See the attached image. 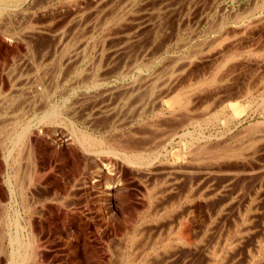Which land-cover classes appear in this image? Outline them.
<instances>
[{
  "label": "rangeland",
  "instance_id": "1",
  "mask_svg": "<svg viewBox=\"0 0 264 264\" xmlns=\"http://www.w3.org/2000/svg\"><path fill=\"white\" fill-rule=\"evenodd\" d=\"M3 1L0 264H264V0Z\"/></svg>",
  "mask_w": 264,
  "mask_h": 264
},
{
  "label": "bare ground",
  "instance_id": "2",
  "mask_svg": "<svg viewBox=\"0 0 264 264\" xmlns=\"http://www.w3.org/2000/svg\"><path fill=\"white\" fill-rule=\"evenodd\" d=\"M0 1H2V0H0ZM4 1H5V0H4ZM4 1H3V2H4ZM38 1H39V0H38ZM110 1H112V0H110ZM118 1H119V0H118ZM124 1H125V0H124ZM3 2H2V4H3ZM5 2H6V1H5ZM9 2H10V1H9ZM113 2H114V1H113ZM113 2H112V3H113ZM0 3H1V2H0ZM43 3H44V2H43ZM49 3H50V2H49ZM116 3H117V2H116ZM3 5H4V4H3ZM108 5H109V4H108ZM114 5H115V4H114ZM19 6H20V5H19ZM14 7H15V6H14ZM73 7H75V6H73ZM106 7H108V6H106ZM5 8H6V7H5ZM15 8H16V7H15ZM158 8H159V7H158ZM6 9H7V8H6ZM8 9H9V8H8ZM113 9H114V8H113ZM9 10H10V9H9ZM12 10H13V9H12ZM107 10H108V9H107ZM5 12H6V11H5ZM103 12H104V11H103ZM248 12H249V11H248ZM248 12H247V13H248ZM99 14H100V13H99ZM8 15H9V14H8ZM112 15H113V14H112ZM186 15H188V14H186ZM88 16H89V15H88ZM167 16H168V15H167ZM7 17H8V16H7ZM10 17H11V16H10ZM3 18H4V17H3ZM95 18H96V17H95ZM103 18H104V16L102 17V19H103ZM84 19H85V18H84ZM113 19H114V18H113ZM113 19H112V20H113ZM122 19H123V18H122ZM155 19H157V18H155ZM232 19H233V18H232ZM94 20H95V19H94ZM160 20H161V19H160ZM236 20H237V19H236ZM242 20H243V19H242ZM82 21H83V20H82ZM95 21H96V20H95ZM93 22H94V21H93ZM97 22H98V21H97ZM160 22H161V21H160ZM221 22H223V21H221ZM28 23H29V22H28ZM88 23H89V22H88ZM88 23H87V24H88ZM100 23H101V22H100ZM252 23H253V22H252ZM255 23H256V22H255ZM82 24H83V23H82ZM82 24H81V25H82ZM84 24H85V23H84ZM91 24H92V23H91ZM102 24H103V23H102ZM250 24H251V23H250ZM95 25H96V22H95ZM120 25H121V24H120ZM158 25H159V24H158ZM4 27H5V26H4ZM7 27L9 28V26H7ZM79 27H80V26H79ZM92 27H93V26H92ZM217 27H218V26H217ZM90 28H91V27H90ZM244 28H245V27H244ZM9 29H10V28H9ZM9 29H8V30H9ZM92 29H93V28H92ZM2 30H3V29H2ZM25 30H26V29H25ZM86 30L88 31V29H86ZM211 30H212V29H211ZM9 31H10V30H9ZM76 31H77V30H76ZM78 31H79V30H78ZM82 31H83V30H82ZM87 31H86V32H87ZM7 32H8V31H7ZM69 32H70V31H69ZM96 33H97V32H96ZM110 33H111V32H110ZM158 33H159V32H158ZM65 34H66V33H65ZM86 34H87V33H85V35H86ZM32 35H33V34H32ZM36 35H37V34H36ZM57 35H58V34H57ZM76 35H77V34H76ZM81 35H82V33H81ZM60 36H61V35H60ZM62 36H63L62 38H64V36H66V35L63 34ZM67 36H68V33H67ZM82 36H83V35H82ZM155 36H156V35H155ZM68 37H69V36H68ZM79 37H80V36H79ZM128 37H129V36H128ZM13 38H14V37H13ZM59 38H61V37H59ZM66 38H67V37H66ZM82 38H83V37H82ZM82 38H81V39H82ZM157 38H158V37H157ZM15 39H16V38H15ZM19 39H20V38H19ZM64 39H65V38H64ZM68 39H69V38H68ZM68 39H67V42H68ZM73 39H74V38H73ZM78 39H79V38H78ZM78 39H76V40H78ZM71 40H72V38H71ZM71 40H70V41H71ZM76 40H75V41H76ZM82 40L84 41L85 39L83 38ZM86 40H87V43H90V42L88 41L89 39H86ZM86 40H85V42H86ZM108 40H109V39H108ZM12 41H13V40H12ZM62 41H66V39H65V40H62ZM67 42H66V43H67ZM85 42H84V44H87V43H85ZM60 43H61V42H60ZM73 43H74V45H75V42H73ZM80 43H82V42H79V44H80ZM150 43H151V42H150ZM61 44H62V43H61ZM77 44H78V43H77ZM59 45H60V44H59ZM88 45H90V44H88ZM60 46H61V45H60ZM60 46H59V47H60ZM63 46H64V45H63ZM66 46H67V48H68V46H69L68 43L65 45V48H66ZM70 46H71V44H70ZM77 46H78V45H77ZM79 46H80V47H79ZM79 46H78V48H77V47H76V48L78 49L79 52H81L80 50H82V53H83L84 50H83L82 48H84L85 45H84V47H83L81 44H80ZM81 46H82V47H81ZM90 46H91V45H90ZM57 47H58V45H57ZM87 47H88V46H87ZM60 48H62V46H61ZM65 48L63 47V50L66 51ZM76 48H75V49H76ZM100 48H101V47H100ZM147 48H148V47H147ZM58 49H59V48H58ZM84 49H85V48H84ZM30 50H31V48H30ZM73 51L75 52V50H73ZM78 51H76L75 53H73V56H74V54H75L74 57H75L76 60L78 59V56H79V54H80ZM50 53H51V52H50ZM56 54H57V53H56ZM69 55H71V54H69ZM80 55H81V54H80ZM135 55H136V54H135ZM73 56L71 55V58H72ZM81 56H82V55H81ZM21 57H22V56H21ZM71 58H70V59H71ZM239 58H240V57H239ZM75 59H73V60H75ZM31 60L33 61V59H31ZM68 60H69V59L67 58V61H68ZM132 60H133V59H132ZM32 61H31V62H32ZM71 62H73V61H71ZM74 62H75V61H74ZM175 67H176V66H174V68H175ZM256 68H257V67H256ZM177 69H178V68H177ZM170 70H171V68H170ZM175 70H176V69H175ZM232 70H233V69H232ZM163 71H164V70H162L161 72L163 73ZM172 71H173V70H172ZM176 71H177V70H176ZM166 72H170V71L167 70ZM156 73H157V72H156ZM162 73H159V74H162ZM164 73H165V71H164ZM198 73H199V72H198ZM219 73H220V72H219ZM36 74H37V73H36ZM39 74H40V73H39ZM42 74H43V73H42ZM159 74H158V75H159ZM172 74H173V73H172ZM149 75H150V74H149ZM158 75H157V76H158ZM163 75H164V74H163ZM207 75H208V74H207ZM41 76H42V75H41ZM157 76H156V77H157ZM159 76L161 77V75H159ZM159 76H158V77H159ZM169 76H170V75H169ZM216 76H217V75H216ZM219 76H220V75H219ZM156 77H155V78H156ZM165 77H167V76H165ZM41 78H42V77H41ZM94 78H95V77H94ZM138 78H139V77H138ZM141 78H142V80H141L142 82H139V83H141L142 86H143V84H144L145 87H146V85H150V87H151V86H152L151 84H152L153 82H156V80H155V81L153 80L154 77L149 78V77L147 76L145 79H144L143 77H141ZM215 78H216V77H213V79H215ZM223 78H224V77H223ZM52 79H53V78H52ZM169 79H170V78H169ZM213 79H212V80H213ZM263 79H264V78H263ZM157 80H158V79H157ZM162 80H163V79H162ZM216 80H217V79H216ZM158 81H159V80H158ZM160 81H161V80H160ZM163 81H166V80H163ZM214 81H215V80H214ZM170 82H171V81H170ZM216 82H217V81H216ZM95 83H96V82H95ZM99 83H100V82H99ZM135 83H136V81H135ZM142 83H143V84H142ZM160 83H162V82H160ZM160 83H159V85H160ZM163 83H164V82H163ZM163 83H162V84H163ZM207 83H208V82H207ZM210 83H211V82H210ZM33 84H34V83H33ZM40 84H41V83H40ZM96 84H97V83H96ZM127 84H128V83H127ZM132 84L135 85L133 82H132ZM164 84H165V83H164ZM164 84H163V85H164ZM138 85H139V84H138ZM138 85H137V86H138ZM168 85H169V84H168ZM170 85H171V83H170ZM197 85H198V84H197ZM202 85H203V84H202ZM39 86L42 87V85H39ZM96 86H97V85H96ZM113 86H115V85H113ZM113 86H112V87H113ZM119 86H121V84H120ZM130 86H131V85H130ZM153 86H154V84H153ZM153 86H152V87H153ZM200 86H201V85H200ZM203 86H204V85H203ZM33 87H34V86H32V88H33ZM89 87H90V86H89ZM97 87H98V86H97ZM100 87H102V86H100ZM116 87H117V85H116ZM127 87H129V86H127ZM127 87H126V89H127ZM135 87H136V85L133 86L132 88H129V89L132 90L133 93L137 94V93H136V92L138 91L137 88H136L137 91L134 92V91H135ZM145 87H144V88H145ZM34 88H35V87H34ZM87 88H88V87H87ZM121 88H124V87H121ZM153 88H154V87H153ZM155 88H156V87H155ZM160 88H161V87H160ZM193 88H194V87H193ZM93 89H94V88H93ZM97 89H98V88H97ZM106 89H107V88H106ZM118 89H119V88H118ZM118 89H116V90H118ZM162 89H163V88H162ZM191 89H192V88H191ZM31 90H32V89H31ZM36 90H37V92H38V91H41L42 89L39 90V88L36 87L35 91H36ZM44 90H45V89H44ZM87 90H88V89H87ZM98 90H99V89H98ZM104 90H105V89H104ZM109 90H111V89H109ZM114 90H115V89H114ZM121 90H122V92H123V91L125 90V88H124V89H121ZM130 90H129V93L131 92ZM140 90H141V88H140ZM140 90H139V91H140ZM147 90H148V88H146V91H147ZM159 90H161V89H159ZM164 90H165V89H164ZM187 90H188V89H187ZM33 91H34V90H33ZM102 91H103V90H102ZM111 91H112V90H111ZM125 91H127V90H125ZM139 91H138V93H139ZM143 91H145V89H144ZM143 91H142V92H143ZM184 91H185V90H184ZM142 92H141V94H142ZM155 92H156V91H155ZM191 92H192V91H191ZM35 93H36V92H35ZM108 93H109V91H108ZM108 93H107V91L105 92V94H108ZM113 93H114V92L112 91V94H113ZM117 93H118V91H117ZM117 93H116V94H117ZM124 93H125V92H124ZM126 93H127V92H126ZM126 93H125V94H126ZM145 93H147V92H144V94H145ZM183 93H184V92H183ZM202 93H203V92H202ZM37 94H38V93H37ZM41 94H42V92L40 93V95H41ZM95 94H96V92H95ZM95 94H94V96L96 97V95H97L98 93H97L96 95H95ZM112 94H110V96H111ZM116 94H115V95H116ZM119 94L123 95V93H119ZM125 94H124V95H125ZM135 94H134V98L136 99L137 95H136V97H135ZM149 94H150V92H149ZM29 95H30V94H29ZM90 95H91V94H90ZM90 95H89V96H90ZM100 95H101V94H100ZM115 95H114V96H115ZM121 95H119V96H121ZM124 95H123V98H124V99L127 98V97H124ZM185 95H186V94H185ZM89 96L87 95V97H89ZM91 96L93 97V94H92ZM107 96H109V94H108ZM130 96H131V95H130ZM142 96H144V95L142 94L141 97H142ZM154 96H155V95H154ZM34 97H35V96H34ZM80 97H81V96H80ZM80 97H79V98H80ZM83 97H84V95H83ZM87 97L83 98V100H82V98H81V100H80L79 98H78V99H79L80 101H83V102L85 103L86 100L84 101V99H86ZM92 97H91V98L89 97V98L91 99V100L89 99V100H90L89 102H93V101H92ZM95 97H94V99H95ZM97 97H98V96H97ZM99 97H100V96H99ZM99 97H98V98H99ZM101 97H102V96H101ZM101 97H100V98H101ZM105 97H106V96H105ZM111 97H112V96H111ZM111 97H110V98H111ZM138 97H139V96H138ZM151 97H152V96H151ZM30 98H31V97H30ZM98 98H97V99H98ZM100 98H99V99H100ZM108 98H109V97H108ZM110 98H109V99H110ZM116 98H117V97H116ZM132 98H133V97H132ZM152 98H153V97H152ZM111 99H112V98H111ZM128 99H129V98H127V100H128ZM139 99H140V98H139ZM31 100H32V99H31ZM79 100H78V101H79ZM87 100H88V98H87ZM95 100H96V99H95ZM101 100H102V99H101ZM119 100H122V99H119ZM125 100H126V99H125ZM78 101H77V102H78ZM110 101H111V100H110ZM175 101H176V104H178V105L181 106V108L183 107V103H184L183 101H184V100H183L181 97H180V98H177ZM190 101H191V100H190ZM23 102H24V101H23ZM23 102H22V103H23ZM26 102H27V101H26ZM86 102H87V101H86ZM101 102H103V100L100 101L99 103H101ZM118 102H119V101H118ZM120 102H121V101H120ZM124 102H125V101H124ZM124 102H123V103H124ZM127 102H128V104H129V101H127ZM127 102H125V103H127ZM29 103H30V102H29ZM78 103H79V102H78ZM78 103H77V104H78ZM96 103H97V102H95L94 104H96ZM188 103H190V102H188ZM191 103H192V102H191ZM79 104H80V103H79ZM79 104H78V105H79ZM86 104H88V102H87ZM94 104H93V105H94ZM111 104H112V101H111ZM186 104H187V103H186ZM186 104H184V105H186ZM74 105H75V104H74ZM81 105L84 107L85 104L82 103ZM81 105H80V106H81ZM88 105H89V104H88ZM91 105H92V104H91ZM114 105H115V104H114ZM129 105H130V104H129ZM189 105H190V104H189ZM28 106H29V105H28ZM80 106H79V107H80ZM99 106H100V104H99ZM104 106H106V105H104ZM122 106H123V105H122ZM135 106H136V105H134L133 107H135ZM3 107H4V106H3ZM3 107H2V109H4ZM77 107H78V106H77ZM77 107H76V108H77ZM94 107H95V106H94ZM101 107H102V106H101ZM107 107H108V105H107ZM109 107H111V106H109ZM186 107L188 108V106H186ZM80 108H81V107H80ZM115 108H116V107H115ZM127 108H128V107H127ZM187 108H186V109H187ZM98 109H99V108H98ZM104 109H105V107H104ZM112 109H113V108H112ZM112 109H111V112H112ZM120 109H121V108H120ZM124 109H125V108H124ZM24 110H25V109H24ZM69 110H70V109H69ZM78 110H79V109H78ZM88 110H89V109H88ZM100 110H101V109H100ZM113 110H114V109H113ZM117 110H118V109H117ZM122 110H123V109H122ZM51 111H52V110H51ZM91 111H92V110H91ZM109 111H110V110H109ZM126 111H127V110H126ZM129 111H130V110H129ZM179 111H180V109H179ZM53 112H54V111H53ZM53 112H52V113H53ZM80 112H82V111H80ZM92 112H93V111H92ZM97 112H98V111H97ZM97 112H96V114H97ZM105 112H106V111H105ZM175 112H176V110H175ZM177 112H178V111H177ZM0 113H1V112H0ZM52 113H51V114H52ZM73 113H74V112H73ZM83 113H84V112H83ZM124 113H125V112H124ZM180 113H181V112H180ZM187 113H188V112H187ZM51 114H50V115H51ZM76 114H77V113H76ZM87 114H88V112H87ZM87 114H86V115H87ZM107 114H108V113H107ZM113 114H114V113H113ZM174 114H175V113H174ZM176 114H177V113H176ZM176 114H175V115H176ZM97 115H98V114H97ZM101 115H103V114H101ZM126 115H127V113H126ZM175 115H174V116H175ZM205 115H206V114H205ZM82 116H83V115H82ZM128 116H129V115H128ZM178 116H179V115H178ZM181 116H182V115H181ZM83 117H84V116H83ZM126 117H127V116H126ZM151 117H152V116H151ZM171 117H172V116H171ZM175 117H177V116H175ZM183 117H184V116H183ZM64 118H65V117H64ZM95 118H96V117H95ZM95 118H94V119H95ZM115 118H116V117H115ZM120 118H121V117H119V119H120ZM154 118H155V117H154ZM173 118H174V117H173ZM173 118H172V119H173ZM178 118H179V117H178ZM41 121H42V120H41ZM212 121H213V120H212ZM177 122H178V121H177ZM59 123H60V122H59ZM172 123H173V122H172ZM183 124H184V123H183ZM255 124H256V123H255ZM255 124H254V125H255ZM30 126H31V125H29V127H30ZM184 127H185V126H184ZM245 127H246V126H245ZM246 128H247V127H246ZM253 128H254V127H252L251 129H253ZM27 129H29V128H27ZM175 130H176V129H175ZM239 130H240V129H239ZM25 131H26V130H25ZM100 131H101V130H100ZM137 131H138V130H137ZM244 131H245V130H244ZM251 131H252V130H251ZM23 132H24V131H23ZM23 132H22L21 137L19 138V141H20L21 143L23 142L22 140H24V137H23V134H24V133H23ZM26 132H28V131H26ZM247 132H248V131H247ZM78 133H79V132H78ZM240 133H241V132H240ZM248 133H249V132H248ZM19 134H20V133H19ZM74 134H75V133H74ZM74 134H73V135H74ZM250 134H251V133H250ZM26 135H27V134H26ZM243 135H244V134H243ZM24 136H25V135H24ZM81 136H83V134H81ZM84 136L87 137V138H86L87 140H85L86 142H88V143L91 142V145H92V144L94 145V143H95L96 141L93 140L94 138H92V136H89L87 133H86ZM145 136H146V135H145ZM2 137H3V135H2ZM94 137H95V136H94ZM5 138H6V137H5ZM197 138H198V137H197ZM229 138H230V137H229ZM15 139H16V138H15ZM17 139H18V138H17ZM28 139H30V138L28 137ZM28 139L26 138L25 140H28ZM84 139H85V138H83V141H81L83 144H85V143H84V142H85ZM141 139H142V138H141ZM0 140H1V139H0ZM74 140H75V139H74ZM149 140H150V139H149ZM75 141H76V140H75ZM98 141H99V140L97 139V142H96L95 144H97L99 147H102V146L100 145V144H102V143H100V142L98 143ZM115 141H116V140H115ZM194 141H195V140H194ZM110 142H111V141H110ZM117 142H118V141H117ZM226 142H227V141H226ZM4 143H5V142H4ZM17 143H18V141H17ZM21 143H20V145H21ZM72 143H75V142H72ZM79 143H80V142H79ZM82 143H81L80 145H81V146H85V145H83ZM216 143H217V141H216ZM216 143H215V144H216ZM1 144H2V143H1ZM30 144H32V142H31ZM30 144H29V145H30ZM86 144H87V143H86ZM89 144H90V143H89ZM89 144H87V145H89ZM118 144H119V143H118ZM127 144H128V143H127ZM144 144H145V143H144ZM13 145H14V144H13ZM22 145H24V144H22ZM87 145H86V146H87ZM93 145H92V146H93ZM111 145H112V144H111ZM111 145H110V146H111ZM120 145H121V144H120ZM120 145H119V146H120ZM122 145H123V144H122ZM198 145H199V144H198ZM198 145L196 146L197 148H198ZM233 145H234V144H233ZM17 146H18V144H17ZM24 146H25V145H24ZM128 146H129V145H128ZM130 146H131V145H130ZM194 146H195V145H194ZM209 146H210V145H209ZM212 146H213V145H212ZM219 146H220V145H219ZM222 146H223V145H222ZM241 146H242V145H241ZM25 147H26V146H25ZM88 147H90V146H87L86 148H88ZM111 147H112V146H111ZM123 147H124V146H123ZM140 147H141V146H140ZM203 147H204V146H203ZM220 147H221V146H220ZM20 148H21V147H20ZM31 148H32V147H31ZM96 148H97V147H96ZM113 148H115V147H113ZM116 148L119 149V147H117V146H116ZM136 148H137V147H136ZM192 148H194V147H192ZM199 148L201 149L202 147L200 146ZM204 148H205V147H204ZM209 148H210V147H209ZM209 148H208V149H209ZM216 148H218V147H216ZM221 148H222V147H221ZM226 148H227V147H226ZM229 148H230V147H229ZM233 148H234V147H233ZM255 148H257V147H255ZM12 149H13V148H12ZM22 149H25V150H26V148H24V147H23ZM33 149H34V148H33ZM81 149H83V148H81ZM84 149H85V148H84ZM90 149H92V148H90ZM93 149H94V148H93ZM117 149H116V150H117ZM121 149H123L122 152H119V151H118V154H119V153H123L124 150L126 151V149H124V148H121ZM137 149H138V148H137ZM202 149H203V148H202ZM206 149H207V148H206ZM213 149H215V148H213ZM213 149H212V150H213ZM234 149H235V148H234ZM87 150H88V149H87ZM101 150H102V148H101ZM101 150H100V151H101ZM108 150H109V149H108ZM108 150H106V152H107ZM116 150H115V151H116ZM197 150H198V149H197ZM242 150H243V149H242ZM81 151H83V150H81ZM85 151H86V149H85ZM88 151L92 152L91 150H88ZM94 151H95V150H94ZM110 151H111V150H110ZM115 151H114V152H115ZM189 151H190V149H189ZM204 151L206 152L205 149H204ZM208 151H210V150H208ZM208 151H207V152H208ZM27 152H28V151H27ZM95 152H96V151H95ZM111 152H113V151H111ZM111 152H110V153H111ZM114 152H113L114 155H115V153L117 154V151H116L115 153H114ZM192 152H193V151H192ZM192 152L190 151L189 153H192ZM194 152H195V151H194ZM211 152H213V151H211ZM216 152H217V150H216ZM222 152H223V151H222ZM25 153H26V152H25ZM25 153H24V154H25ZM85 153H86V152H85ZM88 153H89V152H87V154H88ZM97 153H98V152H97ZM99 153H100V152H99ZM99 153H98V154H99ZM136 153H137V152H136ZM189 153H188V154H189ZM199 153H200V152H199ZM235 153H236V152H235ZM28 154H29V152H28ZM79 154H80V153H79ZM103 154H104V152H103ZM111 154H112V153H111ZM125 154H126V153H124V155H125ZM215 154H216V153H215ZM226 154H228V153H226ZM232 154H233V153H232ZM29 155H30V154H29ZM83 155H84V154H83ZM127 155H128V154H127ZM197 155H200V154H197ZM203 155H204V154H203ZM230 155H231V154H230ZM235 155H236V154H235ZM118 156H119V155H118ZM118 156H117V157H118ZM120 156H122V155H120ZM179 156H180V155H179ZM205 156H206V155H205ZM211 156H212V155H211ZM32 157L34 158V156H32ZM82 157H83V156H82ZM124 157H125V156H124ZM126 157H127V156H126ZM133 157H134V156H133ZM197 157H198V156H197ZM26 158H27V157H26ZM85 158H86V157H85ZM90 158H91V157H90ZM200 158H201V157H200ZM213 158H214V156H213ZM225 158H226V157H225ZM120 159H121V158H120ZM125 159H128L129 161H131V158H129V156H128L127 158H125ZM125 159H124V160H125ZM219 159H220V157H219ZM228 159H229V158H228ZM10 160H11V159H10ZM85 160H86V159H85ZM128 160H127V162H128ZM132 160H133V158H132ZM12 161H13V160H12ZM29 161H30V160H29ZM137 161H138V160H137ZM212 161H213V160H212ZM143 162H144V161H143ZM150 162H151V161H150ZM33 163H34V162H33ZM131 163H132V162H131ZM141 163H142V162H141ZM213 163H214V162H213ZM91 164H92V163H91ZM139 164H140V163H139ZM139 164H138V165H139ZM224 164H225V163H224ZM226 164H227V163H226ZM86 165H87V164H86ZM17 166H18V165H17ZM212 166H213V165H212ZM210 167H211V166H210ZM31 170H32V168H31ZM173 170H174V169H173ZM30 173H31V172H30ZM17 176H18V174H17ZM30 176H31V175H30ZM29 181H30V180H29ZM22 185H23V184H22ZM34 185H35V184H34ZM36 185H37V184H36ZM20 188H21V187H20ZM19 194H20V193H19ZM26 194H27V193H26ZM258 199H259V198H258ZM27 205H29V204H27ZM22 206H23V205H22ZM29 206H30V205H29ZM251 209H252V208H251ZM252 210H253V209H252ZM156 214H157V213H156ZM191 214H192V213H191ZM3 217H4V216H3ZM8 218H9V217H8ZM247 221H248V220H247ZM10 223H11V222H10ZM10 225H11V224H10ZM182 225H183V224H182ZM189 225H190V224H189ZM184 226H185V225H184ZM129 229H130V228H129ZM180 229H181V228H180ZM170 230H171V229H170ZM182 230H183V229H181V231H182ZM2 231H3V230H2ZM179 231H180V230H179ZM181 231H180L179 233H181ZM184 231H185V230H184ZM126 232H127V231H126ZM182 232H183V231H182ZM170 233H172V232H170ZM173 233L175 234V232H173ZM176 233H178V232H176ZM30 234H31V233H30ZM181 234H182V233H181ZM26 235H27V234H26ZM177 235H178V234H177ZM179 235H180V234H179ZM184 235H186V234H184ZM175 237H176V236H175ZM180 237H181V236H180ZM176 238H177V237H176ZM183 238H184V237H183ZM31 239L33 240V238H31ZM186 239H187V237H186ZM126 240H127V239H126ZM155 240H156V239H155ZM178 240H179V239H178ZM262 240H263V239H262ZM18 241H19V240H16V241H14V242H18ZM27 241H28V240H27ZM27 241H26V242H27ZM33 241H34V240H33ZM161 241H162V240H161ZM20 242H21V241H19L18 243H20ZM179 242H180V241H179ZM181 242H182V241H181ZM27 243H29V242H27ZM32 243L34 244L35 242H32ZM24 244H25V243H24ZM30 244H31V242L29 243L28 246H27V245H25V246L23 245V246H22V243H20V250H22V249H31V248L33 249V247H32L33 245L31 244L32 246H30ZM144 244H145V243H144ZM156 244H157V243H156ZM156 244H155V245H156ZM158 244H159V243H158ZM194 244H195V243H194ZM10 245H11V244H10ZM10 245H9V246H10ZM151 245H152V244H151ZM182 245H183V244H182ZM184 245H185V244H184ZM192 245H193V244H192ZM26 247H28V248H26ZM141 247H142V246H141ZM13 248H14V247H13ZM17 248H18V247H17ZM163 250H164V249H163ZM0 251H3V250H0ZM18 251H19V248H18ZM24 251H25V250H24ZM30 251H31V250H30ZM147 251H148V250H147ZM22 252H23V251H22ZM31 252H32V251H31ZM143 252H144V251H143ZM169 252H170V251H169ZM16 253H17V252H16ZM26 253H27V251H26ZM28 253H30V252H28ZM28 253H27V254H28ZM162 253H163V252H162ZM10 254H11V253H10ZM30 254H31V253H30ZM34 254H35V253H34ZM28 255H29V254H28ZM28 255H26V254H22V253H21V254L19 255L18 258H15V254L12 253V262H11L10 264H24L25 261H29V260H26V258H27V257L30 258L29 256H32L33 253H32L31 255H29V256H28ZM129 257H130V256H129ZM139 257H140V256H139ZM148 258H149V257H148ZM34 259H35V258H34ZM168 262H169V261H168ZM146 263H147V262H146ZM213 263H214V262H213ZM230 263H231V262H230Z\"/></svg>",
  "mask_w": 264,
  "mask_h": 264
}]
</instances>
